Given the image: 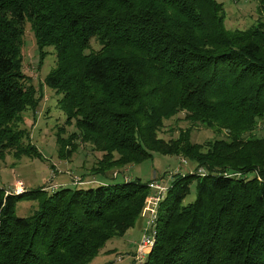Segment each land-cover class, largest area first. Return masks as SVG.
I'll return each mask as SVG.
<instances>
[{"label": "trees", "instance_id": "1", "mask_svg": "<svg viewBox=\"0 0 264 264\" xmlns=\"http://www.w3.org/2000/svg\"><path fill=\"white\" fill-rule=\"evenodd\" d=\"M224 21L218 0H0V157L43 159L19 126L42 95L22 69L28 24L37 68L46 48L55 54L44 83L65 115L60 158L72 157L77 138L101 153L92 173L153 153L206 171L173 175L142 264H264V137L253 134L264 124V22L229 29ZM179 113L227 137L193 142L191 127L160 137ZM64 125L75 127L67 137ZM149 181L0 188V264H87L140 226ZM193 181L195 199L182 204ZM22 200L36 202L27 216L15 214Z\"/></svg>", "mask_w": 264, "mask_h": 264}, {"label": "rangeland", "instance_id": "2", "mask_svg": "<svg viewBox=\"0 0 264 264\" xmlns=\"http://www.w3.org/2000/svg\"><path fill=\"white\" fill-rule=\"evenodd\" d=\"M218 1L224 4V22L229 29L247 28L255 24L258 19L264 22V13L259 11V2L256 0ZM46 50L47 54L41 66L37 68L38 52L34 36L29 25H25L22 44V69L24 74L32 79L36 88L40 89L42 95L35 111H24L22 117L24 124L19 123V126H26L24 128L29 132L30 142L38 148L43 155V159L29 158L23 155L16 157L13 150L5 151V156L0 157V188L6 191L17 179L24 183L26 189L44 186V189L49 192L53 185L61 186L66 184L72 187V182L76 179L79 181H94L97 179L101 181L100 183L112 184L122 182L124 176H127L129 179H139L142 182H146L152 178H159L161 175H163V178L170 184L173 175L176 173L184 174L197 171H195V169L190 166L187 159L182 156L176 157L174 155L153 153L150 159L136 164H128L122 168H115L114 171L108 175L92 173V169L97 160L101 157V153L93 151L89 144L80 142L77 138L75 141L78 146L72 157L69 159L60 158L57 154L55 133L58 127L57 125L64 122L65 115L58 107V94L44 83L45 75L55 65L53 48L48 47ZM183 116V113H179L175 117L165 120L158 135L164 139H169L171 137H176L180 129L191 127V139L193 142L204 143L208 139L227 137L226 130H222L221 133H218L201 124L191 125L188 121L183 119ZM74 130L75 127L73 125H64L63 136H69ZM253 134L255 136L264 137V124L258 122ZM25 142L27 141L25 140ZM129 166L131 167L129 168ZM117 173H119L118 176H112V174ZM83 174H85L84 177L82 176ZM231 175L235 174L232 173ZM189 187L190 192L183 199L182 204L190 203L195 199V181H193ZM23 192H25V190ZM35 208V201L22 200L16 204L15 214L17 216H27ZM140 219L141 222L139 227V221H137L134 227L129 229L124 236L114 237L112 241L108 240L99 253L87 264H142V260L145 257L140 259L136 243L139 241L141 233L145 228L146 220L141 215ZM124 240H128L129 243H125L123 247H112L120 244V242H124ZM106 251L109 252L104 254Z\"/></svg>", "mask_w": 264, "mask_h": 264}, {"label": "built area", "instance_id": "3", "mask_svg": "<svg viewBox=\"0 0 264 264\" xmlns=\"http://www.w3.org/2000/svg\"><path fill=\"white\" fill-rule=\"evenodd\" d=\"M183 162V161H182ZM200 175H204L206 171L200 167L196 171ZM115 176V174H113ZM173 175V174H172ZM125 180L129 179L127 176L124 177ZM94 181H73L74 184L84 185V184H94ZM150 189L149 194L144 199V205L141 210V216L146 220L145 228L141 233L140 239L137 242V248L139 252L140 259L145 257L147 253L150 252L156 236V220L158 207L170 186L167 181L162 177L160 179H153L147 183ZM59 186L53 185L51 190L57 189ZM26 190L24 183L20 180H15L13 185L5 191V194H18ZM144 260V259H143ZM142 260V261H143Z\"/></svg>", "mask_w": 264, "mask_h": 264}, {"label": "crops", "instance_id": "4", "mask_svg": "<svg viewBox=\"0 0 264 264\" xmlns=\"http://www.w3.org/2000/svg\"><path fill=\"white\" fill-rule=\"evenodd\" d=\"M131 166H129V168H130ZM131 179V178H130ZM96 181H99V180H97L96 179ZM60 183H65V182H60ZM66 185V184H65ZM122 240V239H121ZM109 241H112V239H110ZM125 243H129L128 242V240H124V242H120V244H118V245H115V246H112V247H116V246H121V247H123V245L125 244ZM111 247V248H112ZM115 249V248H114ZM107 252H109V251H106V252H104V254H106Z\"/></svg>", "mask_w": 264, "mask_h": 264}]
</instances>
